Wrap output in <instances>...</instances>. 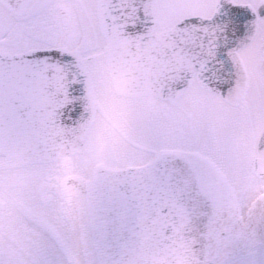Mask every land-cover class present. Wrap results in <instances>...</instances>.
<instances>
[{
  "label": "snow or ice",
  "instance_id": "obj_1",
  "mask_svg": "<svg viewBox=\"0 0 264 264\" xmlns=\"http://www.w3.org/2000/svg\"><path fill=\"white\" fill-rule=\"evenodd\" d=\"M0 264H264V0H0Z\"/></svg>",
  "mask_w": 264,
  "mask_h": 264
}]
</instances>
